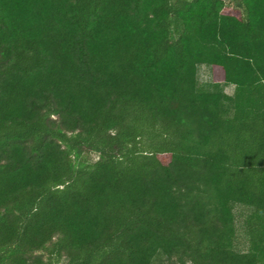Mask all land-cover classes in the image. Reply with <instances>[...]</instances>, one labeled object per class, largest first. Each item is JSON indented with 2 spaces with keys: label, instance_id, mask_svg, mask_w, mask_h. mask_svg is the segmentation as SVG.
<instances>
[{
  "label": "trees",
  "instance_id": "1",
  "mask_svg": "<svg viewBox=\"0 0 264 264\" xmlns=\"http://www.w3.org/2000/svg\"><path fill=\"white\" fill-rule=\"evenodd\" d=\"M0 264H264V0H0Z\"/></svg>",
  "mask_w": 264,
  "mask_h": 264
},
{
  "label": "rangeland",
  "instance_id": "2",
  "mask_svg": "<svg viewBox=\"0 0 264 264\" xmlns=\"http://www.w3.org/2000/svg\"><path fill=\"white\" fill-rule=\"evenodd\" d=\"M227 8L233 9V7H231L230 5H228ZM197 78L205 89L209 88L208 86H210L213 81L211 67L208 65L198 66ZM222 88L224 92L228 95H231L233 92V86H222ZM92 157L95 158V156H92ZM246 213H247V210H245L242 206L236 205L234 207V215H235V223H236V228H237V233H238V244H239L238 246L239 247H242V243H243V236L241 234V223ZM39 253L46 255L45 251H41Z\"/></svg>",
  "mask_w": 264,
  "mask_h": 264
}]
</instances>
